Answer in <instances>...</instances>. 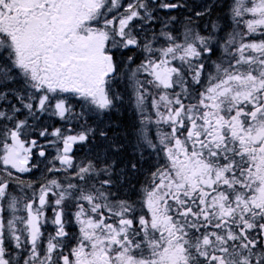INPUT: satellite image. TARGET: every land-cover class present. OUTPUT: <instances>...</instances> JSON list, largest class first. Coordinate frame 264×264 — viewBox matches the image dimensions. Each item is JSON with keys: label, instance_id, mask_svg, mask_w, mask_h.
<instances>
[{"label": "snow or ice", "instance_id": "snow-or-ice-1", "mask_svg": "<svg viewBox=\"0 0 264 264\" xmlns=\"http://www.w3.org/2000/svg\"><path fill=\"white\" fill-rule=\"evenodd\" d=\"M0 264H264V0H0Z\"/></svg>", "mask_w": 264, "mask_h": 264}]
</instances>
